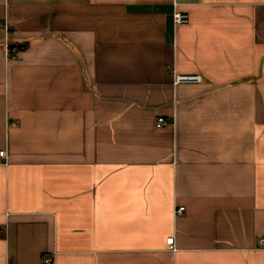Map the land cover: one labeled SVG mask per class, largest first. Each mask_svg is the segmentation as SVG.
<instances>
[{
	"label": "crops",
	"instance_id": "0c3cea01",
	"mask_svg": "<svg viewBox=\"0 0 264 264\" xmlns=\"http://www.w3.org/2000/svg\"><path fill=\"white\" fill-rule=\"evenodd\" d=\"M3 149L0 264H264V0H0Z\"/></svg>",
	"mask_w": 264,
	"mask_h": 264
},
{
	"label": "built area",
	"instance_id": "2783aa9c",
	"mask_svg": "<svg viewBox=\"0 0 264 264\" xmlns=\"http://www.w3.org/2000/svg\"><path fill=\"white\" fill-rule=\"evenodd\" d=\"M174 20L176 24H180V23H186L189 21V14L187 12H182V11H177L174 14ZM176 80L177 81H181V80H185V81H200L201 80V75L200 74H177L176 75ZM166 123V118L164 116H159L157 118V126L160 127L162 125H164ZM5 149L0 150V155L1 156H5ZM185 207L181 206L179 208H177V212L181 213L182 211H184ZM174 236H170L167 239V243L169 244V246L171 248H174ZM260 244L264 246V238L260 239ZM51 259L50 258H46L45 262H50Z\"/></svg>",
	"mask_w": 264,
	"mask_h": 264
},
{
	"label": "water",
	"instance_id": "95a60500",
	"mask_svg": "<svg viewBox=\"0 0 264 264\" xmlns=\"http://www.w3.org/2000/svg\"><path fill=\"white\" fill-rule=\"evenodd\" d=\"M15 45L14 44H12V45H10V48H13Z\"/></svg>",
	"mask_w": 264,
	"mask_h": 264
}]
</instances>
